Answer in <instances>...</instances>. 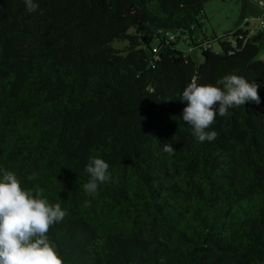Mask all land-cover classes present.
I'll return each instance as SVG.
<instances>
[{
  "label": "trees",
  "instance_id": "obj_1",
  "mask_svg": "<svg viewBox=\"0 0 264 264\" xmlns=\"http://www.w3.org/2000/svg\"><path fill=\"white\" fill-rule=\"evenodd\" d=\"M205 1L0 0V176L66 210L48 233L64 264H264L262 32L213 36V51ZM230 73L259 83L260 103L199 142L182 91ZM93 156L110 173L94 197Z\"/></svg>",
  "mask_w": 264,
  "mask_h": 264
},
{
  "label": "clouds",
  "instance_id": "obj_2",
  "mask_svg": "<svg viewBox=\"0 0 264 264\" xmlns=\"http://www.w3.org/2000/svg\"><path fill=\"white\" fill-rule=\"evenodd\" d=\"M26 10L38 9L35 0H23ZM260 84L255 80L230 73L215 83H198L193 77L185 86L180 100L186 102L182 120L191 126L199 141H213L217 132L210 130L216 116H227L229 109L260 103ZM168 100V99H163ZM163 151L174 154L172 144L164 143ZM85 171L90 179L84 191L95 196L100 184L110 180L109 164L98 156L90 157ZM35 178V174L28 177ZM66 210L59 202L50 203L43 189L25 188L17 174L2 170L0 176V264H64L57 245L49 238L50 228L64 220Z\"/></svg>",
  "mask_w": 264,
  "mask_h": 264
},
{
  "label": "rangeland",
  "instance_id": "obj_3",
  "mask_svg": "<svg viewBox=\"0 0 264 264\" xmlns=\"http://www.w3.org/2000/svg\"><path fill=\"white\" fill-rule=\"evenodd\" d=\"M262 0H206L203 4V23L201 32L210 39L211 49L220 52L221 48L214 37L224 36L237 28L250 32L260 31L262 37L258 42L256 60L264 61V25L260 24L259 10ZM115 47L124 45L123 41H114ZM194 60L202 61L200 50L194 49Z\"/></svg>",
  "mask_w": 264,
  "mask_h": 264
},
{
  "label": "crops",
  "instance_id": "obj_4",
  "mask_svg": "<svg viewBox=\"0 0 264 264\" xmlns=\"http://www.w3.org/2000/svg\"><path fill=\"white\" fill-rule=\"evenodd\" d=\"M259 10L261 11V14H260V17H259L261 19H259V20H263V22H264V9L263 8H259ZM260 24H261V22H260ZM261 25H264V24H261Z\"/></svg>",
  "mask_w": 264,
  "mask_h": 264
},
{
  "label": "built area",
  "instance_id": "obj_5",
  "mask_svg": "<svg viewBox=\"0 0 264 264\" xmlns=\"http://www.w3.org/2000/svg\"><path fill=\"white\" fill-rule=\"evenodd\" d=\"M260 7L264 9V0H262V4L260 5ZM260 22H261V24H264L263 20H260Z\"/></svg>",
  "mask_w": 264,
  "mask_h": 264
}]
</instances>
